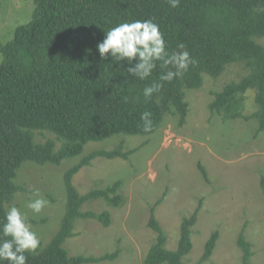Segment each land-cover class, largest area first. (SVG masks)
Wrapping results in <instances>:
<instances>
[{
    "label": "trees",
    "instance_id": "obj_1",
    "mask_svg": "<svg viewBox=\"0 0 264 264\" xmlns=\"http://www.w3.org/2000/svg\"><path fill=\"white\" fill-rule=\"evenodd\" d=\"M34 1L32 19L19 25L6 44H0L4 54L0 64V221L18 192H33L15 182L25 162L59 165L66 158L81 155L91 141L119 134L151 135L171 113L178 114L183 124L189 113L186 90L200 88L204 74L218 78L231 63L246 62L250 72L215 92L210 108L225 119L255 117L260 121L259 132L264 129V45L258 42L264 37V0H180L176 8L167 0ZM150 18L159 25L169 51L183 43L196 60L182 78L159 81L163 69L157 62L152 75L141 81L129 76L126 62L100 57L97 44L110 27ZM153 81L163 87L145 98L143 88ZM251 89L256 91L260 109L253 116H244L245 95ZM144 111L152 114L150 132L143 130L140 115ZM48 131L55 135L45 141L37 139L38 133ZM136 150H125L122 144L111 150H95L66 171L68 204L61 229L49 244L41 242L38 253H26L27 264L116 259L118 252L71 256L65 242L75 235L79 218L110 224L109 211H84L82 206L99 197L118 206L121 181L83 195L73 177L98 156L127 159ZM196 221L197 213L184 219L179 245L169 249L167 236L153 215L150 226L159 236L144 264H187L184 258L193 247L191 226ZM217 239L218 232H214L202 260L212 255ZM240 244L248 264L250 243L242 237Z\"/></svg>",
    "mask_w": 264,
    "mask_h": 264
},
{
    "label": "rangeland",
    "instance_id": "obj_2",
    "mask_svg": "<svg viewBox=\"0 0 264 264\" xmlns=\"http://www.w3.org/2000/svg\"><path fill=\"white\" fill-rule=\"evenodd\" d=\"M34 9V0H0V44H6L19 25L32 19ZM258 42L264 45V37ZM3 59L0 50V64ZM249 72L246 62H235L218 78L204 74L200 88L186 90L189 113L183 124L178 114L171 113L151 135L119 134L91 141L81 155L59 165L25 162L15 182L39 190L49 204L34 214L25 207L33 192L21 191L7 207L14 205L29 220H37L29 223L40 241L49 244L67 211L66 171L95 150L122 144L125 150H138L127 159L98 156L73 177L83 195L121 181L118 193L122 201L113 206L99 197L83 204L84 211H109L110 224L77 219L75 235L65 242L71 256L118 252L114 260L85 264H144L159 236L150 226L153 215L167 236L166 247L176 249L184 219L197 213L191 226L193 247L184 258L187 264H245L242 237L250 243L248 264H264V129L259 132L260 121L255 117L225 119L210 108L215 92ZM259 109L256 91L251 89L245 95L243 115L253 116ZM50 133L36 137L45 141L55 135ZM214 232L218 239L213 253L202 260Z\"/></svg>",
    "mask_w": 264,
    "mask_h": 264
},
{
    "label": "clouds",
    "instance_id": "obj_3",
    "mask_svg": "<svg viewBox=\"0 0 264 264\" xmlns=\"http://www.w3.org/2000/svg\"><path fill=\"white\" fill-rule=\"evenodd\" d=\"M172 8L180 4V0H167ZM102 59L111 58L113 62H126L129 76L141 81L148 79L154 69L159 66L163 69L159 81L172 82L182 78L190 65L196 60L190 55L183 43L175 50L169 51L166 47L164 34L154 19L132 20L110 27L105 31L102 42L97 44ZM163 87L162 83L153 81L143 88V96L151 98ZM151 112L144 111L140 115L144 132H150L153 127ZM31 199L25 207L34 214H40L49 204L39 190H33ZM41 241L37 233L28 222L27 214L18 207L11 206L0 221V264H27L26 253L36 254L40 249Z\"/></svg>",
    "mask_w": 264,
    "mask_h": 264
}]
</instances>
